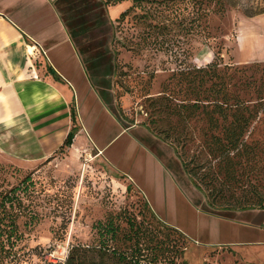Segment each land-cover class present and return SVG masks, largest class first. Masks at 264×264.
<instances>
[{
    "label": "rangeland",
    "instance_id": "obj_1",
    "mask_svg": "<svg viewBox=\"0 0 264 264\" xmlns=\"http://www.w3.org/2000/svg\"><path fill=\"white\" fill-rule=\"evenodd\" d=\"M97 2H78L90 26L84 41L112 50V22L116 27L131 0ZM233 3L211 16L205 43L179 34L164 50L152 43L140 53L114 43L115 73L94 82L110 81L112 109L162 140L164 151H174L182 188L205 212L243 224L250 230L244 241L207 246L167 229L141 191L103 168L93 152L64 149L24 161L0 149V264L63 262L71 245H96L94 225L109 218L119 226L116 245L139 242L145 262L156 257L157 264H264V60H258L264 57V25L247 24L236 42L238 16L249 8L258 11L264 0ZM133 13L116 34L136 43L143 27L132 26ZM238 114L251 119L238 148L227 151L224 127ZM128 219L137 230L129 228Z\"/></svg>",
    "mask_w": 264,
    "mask_h": 264
},
{
    "label": "crops",
    "instance_id": "obj_2",
    "mask_svg": "<svg viewBox=\"0 0 264 264\" xmlns=\"http://www.w3.org/2000/svg\"><path fill=\"white\" fill-rule=\"evenodd\" d=\"M55 2L0 0L1 151L24 161L49 157L73 129L69 150L93 152L103 168L135 185L166 224L207 246L243 242L250 230L205 212L182 188L174 151H164L162 140L126 124L103 101ZM253 21L264 25V13L238 16L237 46Z\"/></svg>",
    "mask_w": 264,
    "mask_h": 264
},
{
    "label": "trees",
    "instance_id": "obj_3",
    "mask_svg": "<svg viewBox=\"0 0 264 264\" xmlns=\"http://www.w3.org/2000/svg\"><path fill=\"white\" fill-rule=\"evenodd\" d=\"M80 5L83 0H56L55 5L62 18L70 37L76 45L82 62L85 66L92 83L96 87L100 97L103 101L112 109L110 101L108 99L109 89H111L110 81L107 80L106 85H100L94 82L95 77H107L113 75L116 68V60L119 55L118 49L113 46L117 43L125 50L134 51L140 53L146 45L154 44L157 47L156 50H164L165 46L169 42H173L178 38L179 34H190L194 38L195 43H205L206 39L211 35L209 29V23L211 16L216 13L217 8H220L222 12L225 5L235 6L233 0H131V4L119 13V17L115 20L116 27L112 22V50L109 47H100L95 43H89L84 41L87 28L90 27L84 20V11L80 9ZM123 1L128 0H98V4L104 5L111 2L112 5H116ZM102 6V5H101ZM219 10V9H218ZM135 11L131 16L134 21L132 26L140 25L143 27L138 37V42L133 43L132 38H128L124 35L117 36V29L129 19L130 13ZM264 13V7H260L258 11L252 9L243 10V14L246 17H252L258 14ZM156 20V22H153ZM129 20H127L128 22ZM105 68V73L101 74V68ZM182 74H189V72L181 71ZM197 73L203 72L197 69ZM103 90V91H102ZM221 108L220 105H217ZM237 106V105H236ZM112 112L123 122L128 125H132L133 121H127L124 117H121V110L117 112L112 109ZM74 110H72V115ZM123 115H125L123 113ZM223 117H226L225 115ZM233 121H229L224 127L225 139H227L228 150H236L238 148L237 139L246 130L251 116L243 117L242 114L235 115ZM214 127H216V121L210 119ZM73 129L68 133L63 144L56 151H63L69 149L73 137ZM164 138V137H163ZM167 140L168 139H163ZM226 145L221 146V150L224 152ZM55 152V153H56ZM20 187L17 186L12 189L15 192ZM5 198V197H4ZM147 206V204L145 203ZM264 206V205H262ZM264 208V207H262ZM214 209V208H213ZM215 210V209H214ZM153 212V211H152ZM154 214V213H153ZM155 216V214H154ZM127 224L130 229H138L134 220L128 219ZM167 229L185 236L177 228L164 223ZM94 228L97 231V244L96 245H71L63 262L47 263V264H157V258L152 257L148 262H145L144 255L141 253L139 247L140 243L136 242L135 246L130 248L118 247L116 244L117 234L119 226L109 218L104 222L98 221ZM126 241H131V238L126 236L122 237ZM136 248V249H135ZM185 264V263H184Z\"/></svg>",
    "mask_w": 264,
    "mask_h": 264
}]
</instances>
